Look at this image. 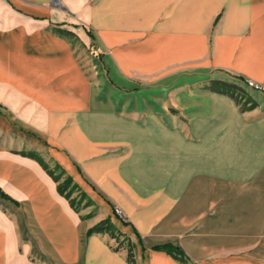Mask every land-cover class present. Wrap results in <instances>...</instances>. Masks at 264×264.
Listing matches in <instances>:
<instances>
[{
    "label": "crops",
    "instance_id": "obj_1",
    "mask_svg": "<svg viewBox=\"0 0 264 264\" xmlns=\"http://www.w3.org/2000/svg\"><path fill=\"white\" fill-rule=\"evenodd\" d=\"M103 219L134 264H264V0H0V264H128Z\"/></svg>",
    "mask_w": 264,
    "mask_h": 264
},
{
    "label": "rangeland",
    "instance_id": "obj_2",
    "mask_svg": "<svg viewBox=\"0 0 264 264\" xmlns=\"http://www.w3.org/2000/svg\"><path fill=\"white\" fill-rule=\"evenodd\" d=\"M145 2H146V0H145ZM222 11L223 10L221 9V12ZM217 20H218V18H216L214 22H217ZM88 50L95 57L98 56L97 53L99 52V48H95V46H92ZM228 80L229 81L224 82V83H227L230 85L226 86V87L222 86V89L226 90L232 96V97L231 96L230 97L235 100V102L240 107V109L241 108H247L249 106V103L253 104L249 95L242 88L241 83L239 82V80L235 76L229 74ZM219 82L217 81V83H219ZM221 82H223V81H221ZM214 84H212L213 87L217 88V86H215ZM257 84H259V83H257ZM261 89H262V86H261ZM125 126H127V125L125 124ZM128 137H131V135L129 134ZM127 148L128 147H126V145H125L124 149H121V150L126 151ZM118 152H120V150H118ZM41 162L46 167V169L44 167L43 168L46 170L47 173H48V171H50L53 177H58V180L55 181L57 184H62L64 182V180L67 178L66 175L63 174L61 169L57 168L53 164L52 161H50V160L45 161V159H42ZM48 175H49V173H48ZM64 193H67L69 195L68 198H66L63 195H61V196H63L68 201L70 207L76 213L81 214L83 217H88L89 219H92V220H98L99 218H105L106 215L108 214L110 219H116V220L121 221L120 217L122 214L118 208H115L112 206L110 207V203H108L109 206H106V204L103 203L100 199L92 200V199L88 198L87 196H85L82 189L78 185H76L72 180H71V182L66 183ZM103 220H105V219H103ZM101 221H99V222H101ZM99 222H97V223H99ZM103 234H105L111 238V241L109 243L112 244L111 247H113L114 249H120V247H121L125 252L128 250V246H127V243L125 241V238L117 230H115L113 233L114 237H111V235H109V233H106V232Z\"/></svg>",
    "mask_w": 264,
    "mask_h": 264
},
{
    "label": "trees",
    "instance_id": "obj_3",
    "mask_svg": "<svg viewBox=\"0 0 264 264\" xmlns=\"http://www.w3.org/2000/svg\"><path fill=\"white\" fill-rule=\"evenodd\" d=\"M214 85L217 86V88L213 87L216 91L231 96L226 90L222 89V86L226 87V86H229L230 84H227V83H224V82H219V83H215ZM252 105L253 104H251L247 108L252 107ZM41 164H42V162H41ZM42 166L46 169V167L43 164H42ZM48 173L53 178L54 181L58 180V177H53L50 171H48ZM67 182H71V179L69 177H67L62 184H57L58 193L60 195L65 196L66 198H68V196H69L67 193H64V190H65ZM115 230H116V228L113 226V224L110 222V220L109 219H105V220H102L101 222L97 223L93 227H91L87 231V234L89 235V234H92V233H105L106 232V233H109V235H111V237H114L113 233H114ZM155 249L166 250V251H168L170 253H174L180 259H183V253L180 250H178L176 247L172 246V245L156 246ZM127 262H128V264H134L133 254H132V251H131L130 247H128V250H127Z\"/></svg>",
    "mask_w": 264,
    "mask_h": 264
},
{
    "label": "built area",
    "instance_id": "obj_4",
    "mask_svg": "<svg viewBox=\"0 0 264 264\" xmlns=\"http://www.w3.org/2000/svg\"><path fill=\"white\" fill-rule=\"evenodd\" d=\"M245 83L250 88L257 89V90H260L261 89L260 84H257L256 82H254L252 80H246Z\"/></svg>",
    "mask_w": 264,
    "mask_h": 264
},
{
    "label": "water",
    "instance_id": "obj_5",
    "mask_svg": "<svg viewBox=\"0 0 264 264\" xmlns=\"http://www.w3.org/2000/svg\"><path fill=\"white\" fill-rule=\"evenodd\" d=\"M55 1V3L57 4V0H54Z\"/></svg>",
    "mask_w": 264,
    "mask_h": 264
}]
</instances>
